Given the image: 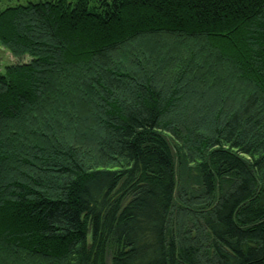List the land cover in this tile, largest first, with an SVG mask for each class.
Masks as SVG:
<instances>
[{
	"label": "trees",
	"instance_id": "trees-1",
	"mask_svg": "<svg viewBox=\"0 0 264 264\" xmlns=\"http://www.w3.org/2000/svg\"><path fill=\"white\" fill-rule=\"evenodd\" d=\"M0 44V264H264V0H41Z\"/></svg>",
	"mask_w": 264,
	"mask_h": 264
},
{
	"label": "rangeland",
	"instance_id": "rangeland-1",
	"mask_svg": "<svg viewBox=\"0 0 264 264\" xmlns=\"http://www.w3.org/2000/svg\"><path fill=\"white\" fill-rule=\"evenodd\" d=\"M41 0H0V11L9 7V6H15V5H24L30 2H38ZM70 3H74L76 0H67ZM92 4H96L98 0H90ZM30 59V56L25 55L24 57L20 58L19 60L16 58H13L12 55L9 53V51L3 47L0 44V72L4 71V68L7 65L14 64L17 62H23L28 61Z\"/></svg>",
	"mask_w": 264,
	"mask_h": 264
}]
</instances>
